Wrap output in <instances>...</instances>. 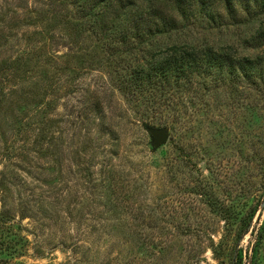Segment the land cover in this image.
I'll use <instances>...</instances> for the list:
<instances>
[{"label":"rangeland","instance_id":"obj_1","mask_svg":"<svg viewBox=\"0 0 264 264\" xmlns=\"http://www.w3.org/2000/svg\"><path fill=\"white\" fill-rule=\"evenodd\" d=\"M257 1L234 2L226 26L180 34L226 42L247 63L237 80L213 71L179 116L151 123L169 129L153 149L100 65L103 48L63 24L68 1L0 0V264H232L236 253L264 264V30L240 40L264 28ZM86 88L101 112L82 109ZM212 197L256 209L245 233Z\"/></svg>","mask_w":264,"mask_h":264},{"label":"trees","instance_id":"obj_2","mask_svg":"<svg viewBox=\"0 0 264 264\" xmlns=\"http://www.w3.org/2000/svg\"><path fill=\"white\" fill-rule=\"evenodd\" d=\"M244 1L249 0H61L60 3L71 4L74 11L73 17H63V24L74 33L88 29L96 45L103 48L100 65L114 72L113 79L135 115L134 120L146 128L155 121L164 125L170 114L179 116L183 112L178 106L182 97L198 86L207 87L213 71L221 70L223 80L226 76L237 80L236 67L240 68L238 75L244 73L241 65L247 60L233 58L230 44L215 45L206 37L197 41L179 39L191 26H226L224 11L234 2ZM52 16L60 17L57 11ZM263 30L259 26L240 40H254ZM91 59L93 62V55ZM55 70L59 73L62 68L56 64ZM246 76L250 86L257 85L251 73ZM73 82V77H68L61 85L65 88ZM95 95L89 88L85 89L84 99L88 103L83 105V110L101 112L102 106L99 109L90 106ZM212 200L213 197L210 204L218 208L227 225H237L240 235L247 231L255 208L243 214L233 205L223 206L219 200ZM5 222L0 217V225ZM260 234L256 240L261 238ZM211 251L219 258L220 251L215 248ZM232 264H242L241 254L236 253Z\"/></svg>","mask_w":264,"mask_h":264},{"label":"water","instance_id":"obj_3","mask_svg":"<svg viewBox=\"0 0 264 264\" xmlns=\"http://www.w3.org/2000/svg\"><path fill=\"white\" fill-rule=\"evenodd\" d=\"M145 130L151 138V145L153 149H157L166 144L169 139V129L166 127L148 126Z\"/></svg>","mask_w":264,"mask_h":264}]
</instances>
